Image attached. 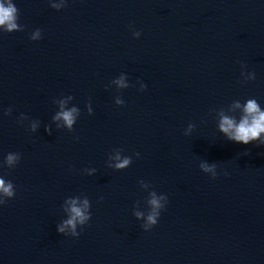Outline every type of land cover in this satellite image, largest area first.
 I'll use <instances>...</instances> for the list:
<instances>
[{"label":"water","instance_id":"1","mask_svg":"<svg viewBox=\"0 0 264 264\" xmlns=\"http://www.w3.org/2000/svg\"><path fill=\"white\" fill-rule=\"evenodd\" d=\"M60 2L13 0L23 30L0 29V160L22 154L14 168L0 166L16 185L0 205V264H264V145L229 141L216 129L234 100L264 104V0L51 7ZM36 28L41 39L30 40ZM237 61L256 79L240 83ZM121 72L134 86L120 90L126 103L116 105V86H105ZM61 94L74 97L68 105L81 115L74 131L53 124L49 135L44 126ZM22 112L41 121L36 132L17 122ZM190 121L197 126L186 136ZM116 147L141 155L110 169ZM202 159L217 163L216 178L199 168ZM152 190L169 202L144 231L133 210H146ZM84 194L90 222L79 237L58 233L63 200Z\"/></svg>","mask_w":264,"mask_h":264},{"label":"clouds","instance_id":"2","mask_svg":"<svg viewBox=\"0 0 264 264\" xmlns=\"http://www.w3.org/2000/svg\"><path fill=\"white\" fill-rule=\"evenodd\" d=\"M67 6V0H61L60 3L51 4L52 8L60 10ZM19 10L13 3V0H0V29L3 32L22 31L23 28L18 24ZM131 29V35L135 38L141 36V30L135 29L133 25H129ZM30 40L41 39V29L36 28L29 35ZM241 65L240 70V83L245 84L249 81L256 79V72L248 70L247 65L243 61H237ZM139 82V90L143 91L147 88V84L137 78ZM115 85L117 95L114 97L116 105H124L126 101L120 94V90L127 89L130 86L128 74L121 72L118 76L114 77L105 86L111 87ZM66 99L57 100L54 98V102L58 103V110L51 116V124L44 126L45 131L51 135L52 125H55L56 129H67L68 131H74V125L81 115L80 107L74 105H68V100L74 97L69 95ZM87 113L91 115L93 113V106L91 99L86 104ZM12 107L3 108L4 115H11ZM17 122L25 124L26 129L31 132H36L38 123H41L39 119L31 118L25 113H20L17 118ZM203 122V121H202ZM194 122H188L187 127L184 129V135H190L196 128ZM217 131L223 135V137L229 141L249 144L255 142L257 145H264V104L254 97L249 96L243 100L237 99L232 102L227 110H220L218 113V119L216 123ZM115 153V155H113ZM244 154H247L245 152ZM140 152H134L132 155L125 154V150L120 147L111 149L107 154L105 164L108 168L114 170H123L132 164L133 157H140ZM22 154L18 151H9L3 155V159L0 160V166L3 168L12 169L21 160ZM217 163L215 161L209 162L206 159H202L199 162V168L206 174H209L212 178H216ZM82 173L93 175L97 172L95 167H85L81 169ZM225 175L228 173L225 172ZM141 187L147 188L151 183L140 179L138 181ZM16 195V185L12 179L7 178V173L0 174V205H4L7 201ZM104 197L101 195L98 197V201H102ZM169 202L168 195L164 192H157L152 190L148 194L146 200L147 208L145 211L133 210L134 217L141 221V227L144 231H149L155 226L161 216L162 210H164ZM91 201L87 195L67 196L61 204V209L64 213L63 217L56 224V230L58 233L64 236L79 237L83 232L85 226L90 222L92 217Z\"/></svg>","mask_w":264,"mask_h":264}]
</instances>
